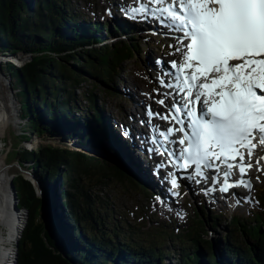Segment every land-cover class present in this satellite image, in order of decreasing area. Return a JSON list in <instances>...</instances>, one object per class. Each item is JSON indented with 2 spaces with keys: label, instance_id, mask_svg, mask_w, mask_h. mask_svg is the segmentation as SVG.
Returning <instances> with one entry per match:
<instances>
[{
  "label": "rangeland",
  "instance_id": "374dc122",
  "mask_svg": "<svg viewBox=\"0 0 264 264\" xmlns=\"http://www.w3.org/2000/svg\"><path fill=\"white\" fill-rule=\"evenodd\" d=\"M114 2L115 0H108L107 2L106 0H66V3L69 7V10L67 9L68 12L70 14L79 16L75 20H73V24H89V22H91L92 24H99L100 22L104 23L102 24L103 31L93 34V36L91 37L92 40L90 39L91 43L88 42L83 45H78L76 49L73 47L69 50V53L74 49L83 50L85 48H98L103 45L113 46L116 43L127 42L128 40L139 41V47L141 49L140 51H138L135 48V51L133 53L134 56L128 61V64H122L121 68L115 71L116 74L114 76H118V78L116 77L112 81L108 82L95 76L88 78L96 84V88H94L95 85H93L92 82H87V80H84V78L81 79L80 86H76V89L74 91V97L77 99V101L75 99L71 100L73 102L72 105H75L76 103L75 107L79 108L82 111H85V116L79 111V109L71 110L73 112L67 111V114L62 113L63 111L61 112L57 110L56 113L51 115V117H48L47 120L43 112L42 105H38L40 111H38L39 113L37 114V120H39L40 122H45L46 120L51 122L52 119H57L58 122H60L61 129L66 128L65 131L73 132L70 135H64L65 131L61 132L63 135H61L60 132H57L58 134H54V132L51 133L49 132L50 130L46 131V133L44 132V130L41 133L42 135L40 133L36 134L29 131L28 121L30 118L23 117V114L21 112V99L17 95V89L14 86V82L9 76V73L7 72V69L5 67V64H7L6 59H9L8 62H11L14 66H16L15 64L17 63L13 60V58H17L19 53H13V55H11L10 53H0V56H7L6 59L2 58V62L0 63V72H2L1 74L5 78V81L3 82L5 90L2 92H5L6 95L11 94V96L14 98L15 104L18 107L19 114L16 122L8 124V127L4 132V136L1 130L0 135L3 136V147L0 152L1 156H3L1 164H4V167L8 169V174L11 177L10 180L13 179V181L15 182V179L21 176L24 179L30 181L33 189L36 192L37 198L40 199L37 204L39 207H36L34 212H38V210L41 209L40 207L44 204V206L48 208L49 211L50 225L53 221V204L50 198L51 196L52 199L54 197L56 205H59V207L57 206V210L54 209L56 211H54V222L57 223L58 219L59 222L62 223H59V225H64L66 227L63 229L66 233L64 239L70 241V243L80 248L81 251L85 252L86 258L90 257L95 260L96 258H99L101 261L102 259H107L106 261L109 264H118L121 259H125L126 256H131V252L134 254H137L139 252L145 253V248L143 246H140L138 244L139 241H137L141 240L140 242H142V245H144L145 247L148 248L149 243H155L156 247H158L160 251H163L161 252L163 254L161 263L176 264L177 260L180 258L181 249H186L188 246L190 247L192 245V242L178 241L176 237L170 236V230H173V233L180 232L184 225L189 224L190 220L196 219L195 215L197 213L199 216L204 218L205 223L209 227L208 230L212 231V234L208 233V235L204 238H207L208 240L211 239V251L212 253H214L217 262L223 264L222 248L217 243V236H220L221 239H223L225 235H227L228 237V234L225 231L228 230V217L232 214L238 213L242 216H251L252 211L257 209L261 210L259 206H256V201L251 196L253 194H256L258 187H262V189H264V174L261 173L259 175H253L257 178L253 177V187L250 191V195L249 197H247L248 194H246L245 204L241 206L237 205L234 195L226 197V201L224 202L222 199L218 200L216 198L212 199L201 196L199 190L191 195L186 193L181 201L183 202V206H179V209L177 211L176 209L173 210V213H161L152 206V199L148 198L149 195L142 193L143 189L139 188V186L143 185L141 178L135 175L133 169L134 167H130L124 159L125 151L128 150L127 146L120 144L114 137V135L110 133V131L106 132L105 138L102 140L100 134H95L91 129V125L96 130H100L104 126L100 119V111H102L104 115H110L111 123L113 126L116 124L120 116L124 115L122 120H127V118L125 119V117L127 113H130V111H126L127 113H124L119 109L121 107L120 105L124 106L122 100H127V97L124 95L126 91L130 93V91L125 88L126 85L132 86L134 89L136 87L141 89V94L137 92L131 93L135 97L143 95L144 92H150L152 96L155 95L156 91L155 88H153V85L154 87H156L158 83L154 80L155 78L153 77V72L151 71V60L153 55L158 57L162 53L158 49L153 51L151 48H147L146 46H144L143 41L147 40L148 43L151 44H155L158 42L162 43L163 41L164 43H167L169 45L170 42L169 40L165 42L153 30L147 28L142 29L138 26H131L130 28L132 29V31L126 30L124 31L125 33H122L123 30L120 29L121 32H118L116 29L117 26L115 27L114 24L111 23L110 15L107 14V11H105L104 9V7H106V4H113ZM26 3L33 8L36 5L37 1L26 0ZM67 23L66 27L68 26ZM108 25L110 31H106V27ZM93 27L94 26L89 25V28ZM115 30L116 33L113 35L112 32ZM34 38H36L35 43H38L37 41L41 40V37H36V35L34 36ZM19 55H23L24 57L23 60L17 65L18 67H21L30 59V56L28 58L26 56V53H21ZM51 56L54 57V54H51ZM76 64L77 62L74 61L73 58H70L69 63L65 64L68 68V71H66L65 73L67 76L75 77V75L73 74H75V71L77 70ZM86 70L87 69H85L84 72H86ZM48 73L50 74V72ZM132 78L135 79V84L137 82V86H135L134 83L131 82ZM71 79L73 80V78ZM126 80H128L127 84H125ZM59 84L61 86L63 84V81L59 80ZM61 88L62 87H60V91ZM108 91H110L111 94L107 93ZM147 101V99H141L140 102H142L143 106L141 109L137 108V113L141 114L142 111H145L144 106ZM43 104L45 105V102ZM53 109H55V107ZM21 122H23V125L19 126ZM71 127H73V129H71ZM22 134H25L28 137L24 139L22 137ZM85 137L87 140L85 143L78 140ZM27 141H29L30 144ZM102 141L104 145L100 143ZM73 143L74 145L75 143L78 144L79 146L77 147L85 146L84 151H86L87 149L89 151L92 150L90 153L91 158L99 157L101 165L106 164V161L108 162V160L117 163V169L121 167V165H124L125 167H127L130 173L127 174V176L131 177L135 182V185L129 182L121 175V173H115V176H110L109 179L104 180L107 181V183H104L103 180H100L99 175L95 177L93 176L94 178L92 181L88 180V178H82V180H80L79 191H76V195L78 198V210L80 212L86 208L84 201H87L89 203L91 202L97 217L96 222L92 221L91 219L88 220V223L90 224L88 226L94 227L93 231L90 230L91 232L89 230H86L85 227H88L86 224L85 226H82L83 228H80L79 224L76 225L74 221H70L69 218L67 219V206L63 207L64 209L61 210L63 211V214L58 211V209L60 210V205H62V199L57 196L62 190L61 181L59 178L61 175H56L53 178V181L55 182V189L51 186H49L48 188L49 183L46 181L44 176L40 172H38L37 169H35L34 163L32 161L26 162V160L24 161L22 160V158H20V153H22L23 149H26L28 151H35L41 145H49L53 146V148H66L68 146L71 148L70 144L72 145ZM95 144H97V146ZM76 151L74 150V152ZM100 151H103V153ZM87 156L88 154L85 156H81V160H84ZM65 167L66 166L61 165L60 171H65ZM32 175H35V177L31 178L30 176ZM36 177H39V179H42V181L37 180ZM78 177V173H75L73 175L74 179ZM41 193H44L45 195H41ZM89 206L90 204L87 205V207ZM18 208L20 209V211H23V218H27V222L21 230V238L22 233L28 225L30 215L29 213H27L26 209L24 210V207L20 206ZM215 213H220L221 215L217 216L216 219H214L213 215ZM68 217L71 218V215L68 214ZM102 221H104V223H102ZM34 222L35 224H37L38 222V216H36V213L34 215ZM212 226L215 228V231L211 229ZM78 227L80 228V230L78 229ZM50 229V232L48 231L50 240L53 241V243L56 245L57 239H52L53 234L51 233ZM102 230L110 231L114 235L112 236L114 243H117L119 240L116 239L119 238L124 240H120L118 244H120V246H122L123 248H127L129 252H126L124 251V249L120 248L119 250H115V254L112 252L111 246L99 245L96 244L95 241H92L93 238H91V235H98ZM114 230L118 231V234H116ZM261 230H264L263 226H261ZM131 232L133 234V241L136 242L133 244H131L128 237H124V235L129 236ZM116 235H120L119 238H115ZM41 239L44 240L43 237H41ZM62 240L63 239L59 237V241L61 243ZM55 245L54 250L56 251ZM10 248L11 250H13L12 246Z\"/></svg>",
  "mask_w": 264,
  "mask_h": 264
},
{
  "label": "trees",
  "instance_id": "16d2710c",
  "mask_svg": "<svg viewBox=\"0 0 264 264\" xmlns=\"http://www.w3.org/2000/svg\"><path fill=\"white\" fill-rule=\"evenodd\" d=\"M36 1V5L32 8L26 3V0H0V53H26L30 56V59L21 67H16L11 62H7L5 67L14 82L17 95L21 99L23 117L30 118L28 121L29 131L41 134L45 129L50 130L51 133L56 132L58 120L47 121V123L37 120V114L40 111L38 105H42L47 120L57 111L53 109L54 107L65 114H67V111L76 109V103L72 105L71 99L77 101L74 97V91L76 86H80L82 78L87 82H92L95 85L94 88H96V84L88 78L95 76L106 82L118 78V76H114L115 71L120 69L122 64H128V61L134 56V49L139 50L140 48L135 41L128 40L127 42L116 43L113 46L103 45L98 48L75 50L78 45L91 42L93 34L103 31L102 22L93 24V28H89L90 23L77 28L73 24V20L77 17L75 14L68 12L69 7L66 0ZM66 23L68 24L67 27ZM35 35L41 37V40L37 41L38 43H35ZM73 47L75 49L69 53V50ZM62 51L65 52L64 56L60 53ZM55 52H58V54L56 53L57 57H52L51 54ZM70 58L77 62L76 73H71L75 77L65 74L68 71L65 64L69 63ZM83 67L87 69L86 72H84ZM59 80L63 81L61 86ZM60 87H62L61 91ZM107 93H110V91ZM64 133L70 135L73 132L65 131ZM22 137L26 139L28 136L22 134ZM79 141L85 143L87 140L85 137L80 138ZM95 145L97 146V144ZM81 156V152H74L68 147L53 148L49 145H42L35 151L23 149L20 153L22 160L34 163L35 169L49 183L48 188L51 186L55 189L53 178L56 175H61L59 178L62 190L60 193L58 192L60 195H57L62 199V205L60 206H67V219L69 218L70 221H74L76 225L79 224V227L83 228L82 226H85V224L90 225L88 223L89 219L96 222L97 217L91 202L84 201L86 208L80 212L78 210L76 191H79L82 178H88L92 181L95 176L99 175L100 180L104 181L109 179L110 176H115L116 171L117 173L120 171L119 173L126 180L134 185L135 182L126 175L128 174L126 172L129 171L125 166L126 172L120 168L117 169V165L116 170L110 169L107 163L101 165L97 158L86 157L87 159L81 160ZM61 165L66 166L63 172L60 171ZM75 173H78L79 177L74 179L73 175ZM14 183L17 190L18 206L24 207L30 215L28 225L19 241L18 264H109L106 261L107 259L101 261L99 258H96V260L90 257L86 258L85 252L64 239L66 233L62 228L63 225H59L61 222L58 219L57 223L54 222V211L57 210L59 205H56V201L54 197L52 199V196L50 199L54 207L52 206L51 233L53 234L52 239L56 238L58 244L56 242L55 245L50 240L49 234L45 238L47 243L44 242L40 234L41 223L37 222L35 224L34 222L35 213L38 216V213L34 211L38 207L37 204L40 199L37 198L32 184L27 179L19 176ZM104 183H107V181H104ZM139 188L143 189L144 192L142 193L148 194L142 186H139ZM258 193L259 203L262 204L263 210L254 211L252 218L238 214L231 215L227 223L228 230L225 231L228 237L225 235L223 240L220 236H217V243L222 248L223 264H264V230H261V226L264 227V189L261 188ZM88 204H90L89 207H87ZM68 214L71 215V218L68 217ZM195 216L196 219L190 220L181 232L174 234L170 230V236L176 237L178 241L192 242L190 247L181 249L180 258L176 264H220L211 251V239L204 238L209 233L208 225L203 217L197 213ZM85 228L93 231L94 227L88 226ZM211 229L214 230V227L212 226ZM115 233L118 234V231H115ZM91 236L92 241H95L96 244L111 246L112 252L115 254V250L120 248L129 252L127 248H123L118 244L122 240L119 238L120 235L115 236V238H119L116 239L119 240L117 243H114L112 239L114 235L110 231L102 230L100 234ZM59 237L63 239L62 243L59 241ZM124 237H128L131 244L136 243L133 241L132 232L129 236L124 235ZM137 241H139L140 246L145 248V253L134 254L131 252V256H126L125 259L120 258L118 264H163L161 263L163 256L161 252L163 251H160L155 243H149L147 248L142 245L141 240ZM46 244L52 247L55 245L58 253Z\"/></svg>",
  "mask_w": 264,
  "mask_h": 264
},
{
  "label": "snow or ice",
  "instance_id": "6c2138e0",
  "mask_svg": "<svg viewBox=\"0 0 264 264\" xmlns=\"http://www.w3.org/2000/svg\"><path fill=\"white\" fill-rule=\"evenodd\" d=\"M122 11L132 19L157 17L181 33L177 44L169 47L183 56V63L177 66L172 61L176 72H162L165 77L171 75L174 83L160 81L176 89L163 94L172 97L171 105H165L164 99L158 101L169 114L147 107L150 118L171 117L181 125L159 132L165 140L161 154L174 157V166L181 169L194 167L195 179L191 172L183 178L187 184H207L209 179L218 183L220 166L214 162L221 161L226 167L220 192L236 186L250 190L251 180L230 183V178L233 168L246 175L253 165L245 162V153L251 157L258 144L264 145V0H147ZM161 63L156 61L158 66ZM146 123L150 129L158 127L151 120H141L142 126ZM174 131L183 134L178 141L170 139ZM168 176L177 187V177ZM168 176L163 180L168 181ZM214 190L204 189L206 194Z\"/></svg>",
  "mask_w": 264,
  "mask_h": 264
},
{
  "label": "bare ground",
  "instance_id": "6f19581e",
  "mask_svg": "<svg viewBox=\"0 0 264 264\" xmlns=\"http://www.w3.org/2000/svg\"><path fill=\"white\" fill-rule=\"evenodd\" d=\"M76 17H79V16H76ZM111 20H112V18H111ZM136 20L139 21L138 18ZM89 23H91V22H89ZM82 24L83 23L74 24V25L78 28ZM116 29H117L118 32H121L120 31V28L116 27ZM122 33H125V32L123 31ZM95 40H96V38H95ZM130 41L132 42V40H130ZM56 53L58 54V52L53 53L54 54V57L55 56L57 57V54ZM60 53L63 56L65 55V52L64 51H62ZM19 54H21V53H19ZM19 54H18V57L17 58H13L12 57L13 60L17 63V64H15L16 66L24 58L23 55H19ZM174 54L177 55V53H175V52H174ZM11 55H13V54H11ZM2 56H0V63L2 62V58H4V59L7 58L6 55H2ZM8 61L9 60H7L6 62H8ZM146 61H147V58H146ZM125 65H127V64H125ZM1 73L2 72H0V134H1V130H2V133H3V136H4V132L7 129L8 124L13 123V122H16L17 121V117L19 116V114H18V107L15 104L14 98L11 96V94L10 95H6L5 92H2V91L5 90V87H4V84H3V82L5 81L4 80L5 78H4V76H2ZM127 82H128V80L125 81V84H127ZM131 82L134 83L135 86H137V82L135 84V79L134 78H132V81ZM128 87H129V85L128 86L126 85L125 88L128 89V90H130ZM131 92L128 93L126 91V93L124 94L127 97V100H126L125 106H124V110H126L127 112L130 111V108H129L130 102H129L128 99H130V97H134V95H132ZM140 92H141V89L138 88L137 93L141 94ZM144 94L145 95H140L141 99L144 98L145 100L147 99L149 101V98H150V100H152V97L149 96L146 92H144ZM137 102H138V104H136L137 108H140L141 109L142 106H143L142 105V102H140V101H137ZM55 110H58V108L56 107ZM55 110H54V112H55ZM79 111L83 114V112L80 109H79ZM82 114H80V115H82ZM123 116H120L121 118L120 117L118 118V121H117L118 123L116 124V126L114 125L115 128H116V130H118L119 132H122V130L125 128V126L128 125V123H129V125L132 123L131 119L130 118H127V117H125V119L127 118V121L126 122L123 121L122 120ZM126 116H127V114H126ZM52 120L53 121H56L57 119H52ZM104 120H105V122H106L107 125H105L104 127L101 126L102 128L100 130L94 129V127L91 125V129L94 131L95 134H98L99 133L100 136H101V138H102V140L105 138L106 132L110 129V126L112 125V123H111V117L110 116L104 115ZM44 123H47V120ZM20 125H23V122H21L19 124V126ZM65 129H61L60 122H58V128H57L56 132H54V134H58L57 132H60V134L63 135L61 132L62 131H65ZM46 131H48V130L45 129L44 132L46 133ZM114 132H115V134H118L119 135V133H116V131H114ZM64 135H66V134L64 133ZM3 136L0 135V140H1V137H2V140L1 141H3ZM128 139L133 141L132 137L131 138L129 137ZM100 143L103 144V141L100 142ZM72 145H74V143ZM72 145L70 144V146H71L72 149L69 146H68V148H70L71 150H75V151L77 150L76 152H81L82 156H85V155L88 154L87 157H91L90 153H91L92 150L89 151L87 149L86 151H84L85 150V148H84L85 146L84 147H81V148H78L77 146H72ZM1 149H0V152H1ZM103 151H105V150H103ZM103 151H100V152L103 153ZM143 152H144L143 149H141V148L138 149L137 147H135V149H132V150H127V151H125V160H126L127 164H129L130 167H134L133 169L139 174V176H142L149 183H152L153 184V187L156 190V193L159 194V196L160 195H163L164 192L162 193V189H163L162 186L157 181V179L154 177L153 173L150 171L149 167L145 164V162L142 159L143 156H144V153ZM256 157H260V155H259L258 152L256 153ZM2 158H3V156H1V154H0V264H18L17 256H18V244H19V241H20L19 240L20 239L19 237H20V234H21V230L25 226V222H27V219H24L23 218V215H24L23 214V211H20V209L17 211L15 209V208H18L19 207L18 206V203H17L18 202V198H17V202H15L14 200H12V198H11V192H10V189L8 187L9 181H10L11 177L8 174V169L6 167H4L5 165L4 164H1ZM257 161H259V163H257ZM254 163H255V165L252 164L253 165L252 168L256 170V169H258V167H260L261 162H260L259 159H256L254 161ZM254 174L259 175L256 172H254ZM135 175L137 176V174H135ZM253 177L254 178H257L255 176H253ZM253 177H252V179H253ZM36 179L42 181V179H39V177H36ZM37 187H38V185H37ZM43 194L44 193H41V195H43ZM16 203H17V206H16ZM63 209L64 208L61 206L60 207V210L58 209V211H60L63 214V211H61ZM27 213H28V211H27ZM63 226H62L63 229L66 228L65 226L64 227ZM5 227H6V229H5ZM14 244H16V245H14ZM11 246H12L13 250H11V248H10ZM15 261H16V263H15Z\"/></svg>",
  "mask_w": 264,
  "mask_h": 264
},
{
  "label": "water",
  "instance_id": "95a60500",
  "mask_svg": "<svg viewBox=\"0 0 264 264\" xmlns=\"http://www.w3.org/2000/svg\"><path fill=\"white\" fill-rule=\"evenodd\" d=\"M28 58H29V55H26ZM6 60H9V59H6ZM29 144H30V142L29 141H27ZM3 143H2V141L0 140V149L2 148V145ZM42 146V145H41ZM72 146H76V145H72ZM97 156V155H96ZM95 158V157H94ZM99 161H100V159H99V157H96ZM95 158V159H96ZM102 161V160H101ZM106 163H107V166L111 169H115V167H116V164L117 163H115V162H113V161H111V160H108V162L106 161ZM121 170H123V171H125L126 172V170L124 169V165H121V167H119ZM116 170V169H115ZM122 171V172H123ZM120 172V171H119ZM118 172V173H119ZM116 173H117V171H116ZM126 173H128V174H130L129 172H126ZM127 175V174H126ZM31 178L32 177H35V175H32V176H30ZM8 187H9V189H10V192H11V198H12V200H14L15 202H17V198H18V196H17V190H16V187H15V183H14V181H13V179L12 180H10V182H9V185H8ZM18 203V202H17ZM17 203H16V206H17ZM39 207V206H38ZM41 209L40 210H38V222L40 223H42L40 226L42 227V229L43 230H41V232H40V234H41V237H43L44 238V242H46V233H47V235L49 234L48 233V231H49V229H50V227H51V225L49 224V222H50V218H49V211H48V208H46L45 206H44V204L40 207ZM17 211L19 210V208H15ZM25 210V209H24ZM27 211V210H26ZM27 219V218H26ZM26 223V222H25ZM52 224V223H51ZM51 230V229H50ZM50 232V231H49ZM20 238V237H19ZM18 243V242H17ZM47 243V242H46ZM47 245V244H46ZM48 247H50V248H52L53 250H54V247H52V246H50V245H47ZM55 251V250H54ZM56 252V251H55ZM57 253H58V251H57Z\"/></svg>",
  "mask_w": 264,
  "mask_h": 264
}]
</instances>
